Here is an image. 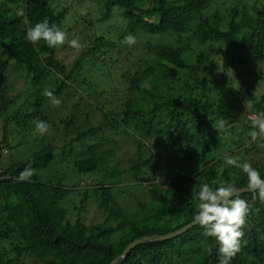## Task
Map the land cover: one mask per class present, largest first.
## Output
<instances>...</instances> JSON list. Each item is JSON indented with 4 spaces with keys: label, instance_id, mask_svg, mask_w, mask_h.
I'll return each mask as SVG.
<instances>
[{
    "label": "trees",
    "instance_id": "trees-1",
    "mask_svg": "<svg viewBox=\"0 0 264 264\" xmlns=\"http://www.w3.org/2000/svg\"><path fill=\"white\" fill-rule=\"evenodd\" d=\"M60 1L0 0V264L17 261L12 255L33 256L41 264H109L135 239L176 231L192 222L197 202L191 193L202 182L247 187L238 168L218 173L225 153L251 163L264 178V142L249 136V115L264 111V95L258 99L245 81V98L231 84V67L264 63V0H101V21L113 7L124 18L117 43L130 34L136 38L131 47L142 53L132 62L134 71L122 74L128 86L114 92L98 91L86 80L94 68L111 79L118 59L103 48L114 47V41L82 32L77 37L86 47L66 65L58 47L24 39L28 28L45 19L65 31L66 39L74 33L67 25L73 6H58ZM91 14L84 17L87 26L93 24ZM13 74L23 87L36 90L32 99L21 102L11 94ZM48 81L60 100L75 81L87 92L70 114L62 117L55 108L51 115L41 94ZM35 120L51 126L36 139L41 147L16 161L3 154L35 142L29 139ZM222 125H231L230 151L222 149ZM12 134L18 136L15 144ZM58 137L64 138L62 146L55 145ZM58 148L63 154L77 148L88 153L69 160L80 175H98L95 185L83 190L81 202L94 196L102 222L65 219L60 202L72 189L64 183L68 173L61 164L67 158L56 157ZM26 167L32 175L20 181ZM128 187L138 206L134 212L122 203ZM139 189L147 200L133 197ZM239 196L248 213L240 228V251L230 264H264V201L253 192ZM4 240L7 249L1 246ZM218 247L194 225L177 237L138 244L119 264H219Z\"/></svg>",
    "mask_w": 264,
    "mask_h": 264
},
{
    "label": "rangeland",
    "instance_id": "rangeland-1",
    "mask_svg": "<svg viewBox=\"0 0 264 264\" xmlns=\"http://www.w3.org/2000/svg\"><path fill=\"white\" fill-rule=\"evenodd\" d=\"M63 1L64 4H61ZM73 0H61L60 4L61 5H66L71 2L70 5L73 7L69 11L67 15V25L72 27L74 30V33L70 35L66 39V42L64 45L58 46V52L57 56L61 58L66 65H70L74 59L77 58V55L81 52V48H85L84 43H80L82 46L78 49L72 48L68 45L67 41L71 39H78L77 35L80 33H85L89 34L91 37H98L100 35H103L107 40H112L115 43H117L118 37L117 34L118 32L123 28V23H124V18L120 11L113 7L110 16L105 19V20H100L99 18L102 15V12L104 11V3L101 0H84L80 4L72 3ZM57 2V1H56ZM92 13V20L93 24L92 26H87V23L84 21V17L86 13ZM15 13L11 12L9 15L13 16ZM17 14V12H16ZM147 37H140V40L145 41ZM119 41V40H118ZM81 42V41H79ZM106 51H109L111 55L113 56L114 60L118 59L117 62V68H111L110 72V78H105V76L102 75L101 71H96V68L93 69L92 71V76L89 74H86V80L87 82H90L92 86H95V88L98 91H115L116 89L118 90H123L125 87L128 86L127 81L124 77H122V74L126 69H130L131 72L134 71V67L132 65V62L136 61V56L142 55L141 52H136L131 46L127 45V43H117L112 48L104 47L103 48ZM128 57V59H124L125 57ZM102 59H105V56L102 57ZM118 68H121L118 70ZM232 72V87L235 89L234 93L237 92V94L243 95L245 98H248L246 94L243 92V84L244 82H248L249 85L251 86V90L253 91L254 95L259 99L262 95H264V63L262 64H255V63H248L246 62L245 67L243 68H235L231 67ZM248 71H251V74H248ZM258 75L262 76V79H257L256 77ZM81 80V76H76V81ZM109 79V80H108ZM9 82L11 85L14 86V88L10 91L12 95L16 96L19 101L23 102L26 101L27 98H33L35 95L34 89H31L30 86H22V83L18 81L16 74H13L9 79ZM79 80V81H80ZM72 82L73 85H71L69 90H66L65 94L63 95L65 97V100L61 99V103L59 106H52L48 100L46 102V107L47 109L52 110L50 114L54 115V109L55 108H60L57 114H60V116L65 117L67 114H70L72 110H74L75 106L77 105V102L79 100V95L83 94L86 95L85 92V86H78V82L76 83ZM127 85V86H126ZM46 89L41 91V94L44 95L43 93L45 90H51L53 87V84L48 81L46 82L45 85ZM87 88V86H86ZM32 96V97H31ZM61 96V98L63 97ZM45 97V95H44ZM249 103V102H248ZM16 105V104H15ZM108 106V104H106ZM113 106V105H110ZM249 107L246 108V114H248ZM252 115H249L251 118ZM236 131H240L242 128V125H236ZM220 134L222 135L223 139H225V145L222 147V149H225L227 151H230L232 149L231 144L228 143L230 141V138L232 137L233 133L231 131V125H222L220 126ZM248 133V132H247ZM1 131H0V139H1ZM39 136L34 135L33 131L31 132V135L29 137L30 140H34L35 142L32 143H27V144H22L19 145L18 147L12 148L11 150L9 149H4L3 154L6 156H9L10 154L12 160H19L20 158H23L30 153L38 150L41 147V144L37 142L36 139L39 140ZM10 142L12 144H15L18 141V136L15 134L10 135ZM63 137H58L55 140V145L57 144L58 146H62L64 144L63 142ZM14 142V143H13ZM222 144H220L221 146ZM220 148V147H219ZM68 149V148H67ZM229 149V150H228ZM234 149V148H233ZM97 150V149H96ZM83 153H87L85 150H81L80 148H77L73 150L71 153H64L58 148L55 150V155L58 158H67L65 159V162H62L61 167L63 170H65L68 173V176L66 180H64V183L70 187L71 193L68 194L65 198H63L60 202L61 207L66 211V216L65 219L68 220L71 224H74L77 219H80L84 224L86 225H91V224H97L103 221V213L101 208L98 205V202L95 200L96 198L94 196H90L83 204L81 200L84 199V192L83 190L85 188H91L95 185L96 181L98 180V175L97 174H92L90 176L87 175H80L79 173L75 172L73 170V162L69 160V158L76 156L80 154L82 156ZM88 154V153H87ZM8 159V158H7ZM3 163L5 164L7 160L4 158L2 159ZM3 166V165H2ZM53 167V166H51ZM218 167V173L220 174L223 168H228L229 166L224 165L222 162ZM78 181V184H77ZM54 184H56L54 182ZM123 188V187H122ZM113 189H116L114 187ZM130 190L131 188L128 187L126 189V192L122 193L123 195H127V199H123L122 203L127 207V210L129 211H137L138 206L136 205L137 202L133 201L132 198L130 197ZM133 197L139 196V201H145L147 200L145 193L142 189H139L138 192L135 191L133 194ZM19 200L18 197L13 199V202H16ZM129 207V208H128ZM114 224V223H113ZM1 246L3 249H7L9 246V243L4 240L1 243ZM11 258L16 257L17 261L16 263L19 264H41L39 261H37L33 256H26L23 255L21 257H17L15 255L10 256ZM15 262H12L14 264Z\"/></svg>",
    "mask_w": 264,
    "mask_h": 264
},
{
    "label": "clouds",
    "instance_id": "clouds-1",
    "mask_svg": "<svg viewBox=\"0 0 264 264\" xmlns=\"http://www.w3.org/2000/svg\"><path fill=\"white\" fill-rule=\"evenodd\" d=\"M24 39L33 45L43 40L47 47L56 48L65 44L66 32L55 24L50 25L45 19L28 28ZM124 42L132 46L136 43V38L129 34L124 38ZM67 43L72 48L81 47L78 39L68 40ZM43 94L52 106L60 105L61 101L53 94V91L45 90ZM33 123L34 135L43 137L49 133L51 126L47 122L35 120ZM250 123L251 140L260 139L264 142V111L255 113ZM222 160L224 165L240 169L247 177V190L257 194L259 199L264 201V178L258 169L254 168L251 163L241 162L227 153L223 155ZM31 175V168L26 167L17 178L24 181ZM241 191L243 190L233 182L212 180L210 183L202 182L198 189L191 193L192 199L197 202L192 223L199 225L203 229V235L214 238L219 245V264H230V260L240 251V237L242 236L240 228L248 213L247 202L239 196Z\"/></svg>",
    "mask_w": 264,
    "mask_h": 264
},
{
    "label": "water",
    "instance_id": "water-1",
    "mask_svg": "<svg viewBox=\"0 0 264 264\" xmlns=\"http://www.w3.org/2000/svg\"><path fill=\"white\" fill-rule=\"evenodd\" d=\"M240 189H242L243 191H241L239 194L244 193V192H249L247 190V187H243V188H240ZM194 225H196V224H193L192 222H190V223L184 225L183 227H181L180 229H178L176 231H173V232L166 233L164 235H157L156 234V235L144 236V237H141L139 239H135L131 243H129L125 247L123 252L118 257L113 259L109 264H119V263H121L123 261V259L125 258V256L127 255V253L132 248H134L135 246H137L140 243H143V242H146V241H164V240H168V239H171V238H174V237H177V236L183 234L184 232H186L188 229H190Z\"/></svg>",
    "mask_w": 264,
    "mask_h": 264
}]
</instances>
